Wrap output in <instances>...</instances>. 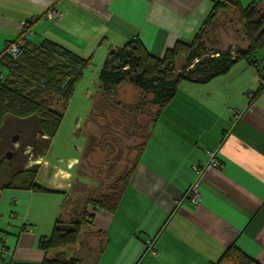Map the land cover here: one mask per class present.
<instances>
[{
  "label": "crops",
  "instance_id": "1",
  "mask_svg": "<svg viewBox=\"0 0 264 264\" xmlns=\"http://www.w3.org/2000/svg\"><path fill=\"white\" fill-rule=\"evenodd\" d=\"M215 1L0 0V55L22 37L23 22L33 19L30 45L50 39L105 61L114 47L137 38L162 58L177 41L193 39ZM238 1L243 9L253 3L264 8V0ZM51 9L60 17H46ZM255 58L259 65L243 58L209 82L180 84L162 108L115 210L89 207V224L104 241L88 264H217L232 245L264 264V47ZM209 151L220 166L209 165ZM80 160L74 157L69 166ZM35 161L37 182L47 179L44 187L67 197L73 173L52 171L45 155ZM194 167L204 169L198 203L186 197L198 177ZM8 182L0 185V264H40L49 250L39 246L47 237L39 226L54 220L56 198L42 203L36 195L53 194ZM65 202L59 219L70 223Z\"/></svg>",
  "mask_w": 264,
  "mask_h": 264
},
{
  "label": "trees",
  "instance_id": "2",
  "mask_svg": "<svg viewBox=\"0 0 264 264\" xmlns=\"http://www.w3.org/2000/svg\"><path fill=\"white\" fill-rule=\"evenodd\" d=\"M223 7H230L241 12L245 18L250 46L241 52L235 53L231 49H218L208 53L205 43L200 39L203 30L211 21L213 15ZM25 37V43L20 45L21 52L18 55H12L8 48L0 55V75H5L4 79H0V129L8 121H11V127L14 125L12 129L16 131L14 134H19L22 129L19 128V125H34V129H36L40 138H36L33 144L26 143V147L32 146L34 151L37 152V157L34 159L36 160L52 148L53 137L60 126L65 105L72 96L85 68L91 64L92 57H83L50 39H45L38 45H30L29 36ZM263 47L264 8L258 6L257 3H253L247 9H243L238 0L215 1L211 12L193 39L190 41H177L175 46L168 49L162 58L150 54L137 38L128 41L123 46L114 47L105 59L100 71L101 88L105 97L103 108L112 106L113 108L110 107V110L113 113V109L116 110L121 106L118 112H120V115L122 114L123 118L115 119V128L113 126L111 128H114V133H116L119 127L125 124L126 137H140V149L132 166L128 168L125 174L108 185L107 192H102L93 199L89 198L81 206L80 211L77 210L73 212L74 214L72 213L71 223L75 225V231L62 232L56 228L52 236L45 237L40 241V248L48 251L51 248L74 243L81 230L82 223H91L89 207L94 211L113 212L115 210L127 186L133 166L148 141L162 108L176 96L182 82H209L220 74L229 71L238 60L243 58H247L257 65L255 55ZM181 57L185 59V62L176 73L172 69V64ZM126 80L141 89L144 95L133 103H123L120 100L113 101L112 95L115 94L116 87ZM263 81L264 79L261 82ZM263 87L261 83V89ZM147 105H156L157 110L155 117L147 124L148 128L146 127L147 129L141 130V132L138 129L144 127L137 122L138 115ZM94 107L95 102L92 110ZM118 139L115 136L114 138L106 137L99 141L96 135L89 134L85 155L88 156L98 146H102L106 158L119 159L120 156L116 158ZM2 142H5V140L3 139ZM39 142H43L42 150L36 147V143ZM16 160H20V158L17 157ZM21 163L18 162L11 168L7 178L9 182L5 184L6 186L34 191H53L37 182L39 164L36 163L27 167V163L25 166H21ZM79 204L78 202L77 208ZM61 221V219L58 220V222ZM226 261L231 264H259L234 245L227 248L217 264ZM65 263L61 254L54 260L46 258L40 264ZM68 264L76 263L72 259Z\"/></svg>",
  "mask_w": 264,
  "mask_h": 264
},
{
  "label": "rangeland",
  "instance_id": "3",
  "mask_svg": "<svg viewBox=\"0 0 264 264\" xmlns=\"http://www.w3.org/2000/svg\"><path fill=\"white\" fill-rule=\"evenodd\" d=\"M200 39L205 43L208 53L218 49H231L237 53L250 46L243 14L230 7L218 9L203 30ZM184 62L185 59L183 57L175 60L174 64H172L174 72L178 73ZM103 64L104 60H94L92 58L91 64L85 68L81 79L74 88L72 96L65 105L60 126L53 137L52 148L45 154V160L49 163V168L52 171L56 167H61L73 173L70 177L71 185L67 191V197L63 192L59 191H35L46 195L53 194L48 195L52 197L36 195L40 199L56 198V202H54V220H50L48 224L47 222L41 223L39 226V231L46 234L47 237L52 236L56 231L57 219L60 218L63 212L61 203L65 199V220L71 223L73 212L80 211L81 206L89 198L93 199L98 194L107 192L109 189L108 185L126 173L128 168L132 166L135 156L140 149V137H126L127 129H124L126 127L125 124H122L116 133H114L115 119L119 120L120 117L123 118L122 114L120 115V112H118L121 106L116 110L113 109V113L110 110L112 106L103 108V103L105 102L103 99L105 97L103 96L100 81V71ZM4 77V74L0 75V79H4ZM143 95L144 92L141 89L129 80H126L116 87V92L112 95V98H114L113 101L120 100L123 103H133ZM106 99L108 98L106 97ZM113 101L111 102L113 103ZM94 102L95 107L92 110ZM156 110V105H147L139 112L137 122L144 127L138 129L139 131L148 128L147 124L155 117ZM11 124V121H8L0 129V160L3 158V161L0 162V183L7 180L11 168L16 163L22 162L21 166H25L27 163V167H30L37 162L34 160L37 157V152L34 151L32 146L26 147V143L33 144L36 138H40L37 135L36 129H34L35 126L32 124H29L30 126L19 125V128L22 129L21 133H19V141L17 142L18 148H16V143L13 142V135L16 131H13L14 125L11 127ZM19 124L21 123L19 122ZM111 126L114 128H111ZM89 134L96 135L99 141H102L106 137L114 138L117 136L119 139L116 158H119V156L121 158H106V153L102 146H98L95 151L86 156L85 149ZM3 139L5 142H2ZM42 144L43 142L36 143V147L42 150ZM16 149L19 151V155L11 158L5 156L8 150L14 151ZM17 157L20 160H16ZM74 157L81 160L79 165L75 164L74 167H71L69 163ZM41 162L44 163V161ZM46 180L43 181V186L46 185ZM41 202H46V199H42ZM78 202L80 204L77 208ZM48 203L50 207L52 201ZM42 215L46 217L47 214ZM103 241V233L100 230H95L91 224L84 222L74 243H68L58 248H51L48 258L54 260L62 254L66 262L65 264H68L72 259L76 264H88L96 258L100 248L103 246ZM225 264L231 263L226 261Z\"/></svg>",
  "mask_w": 264,
  "mask_h": 264
},
{
  "label": "built area",
  "instance_id": "4",
  "mask_svg": "<svg viewBox=\"0 0 264 264\" xmlns=\"http://www.w3.org/2000/svg\"><path fill=\"white\" fill-rule=\"evenodd\" d=\"M46 17L51 18V19H56V18L60 17V13L55 9H51L47 12ZM34 21L35 20L32 19L31 21L23 22V27H22L23 36L21 38H19L17 41L11 42L7 45L8 51L12 55H18L21 52L20 45L25 43V40H26L25 36H29L31 34L32 23ZM255 62L257 65H259V63H260L258 59H255ZM262 85L264 86V81L262 82ZM209 154L211 156V160H210L209 165L220 166V161L217 157V154H215L214 152H210V151H209ZM194 169L197 172L198 177H197L196 181L189 187V189L186 193V197L191 199V201H193L194 203H198L202 199V194H201V191L199 189V183H200L201 176L204 172V169L200 168V167H194ZM152 245H153L152 240H147V246H148L149 251H152L154 254H157V252H155L153 250Z\"/></svg>",
  "mask_w": 264,
  "mask_h": 264
},
{
  "label": "water",
  "instance_id": "5",
  "mask_svg": "<svg viewBox=\"0 0 264 264\" xmlns=\"http://www.w3.org/2000/svg\"><path fill=\"white\" fill-rule=\"evenodd\" d=\"M19 139V134H14L13 135V142L16 143V148H18V140ZM19 151L16 149L14 151L8 150L5 154L6 157L11 158L15 155H18ZM3 161V158L0 160V162ZM58 230L62 232H73L75 231L76 227L72 223H65V222H59L56 227Z\"/></svg>",
  "mask_w": 264,
  "mask_h": 264
}]
</instances>
